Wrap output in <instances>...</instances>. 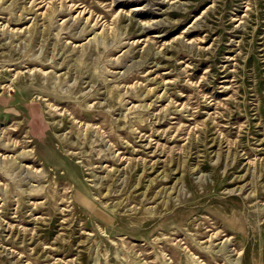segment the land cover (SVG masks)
Returning a JSON list of instances; mask_svg holds the SVG:
<instances>
[{
  "label": "rangeland",
  "instance_id": "obj_1",
  "mask_svg": "<svg viewBox=\"0 0 264 264\" xmlns=\"http://www.w3.org/2000/svg\"><path fill=\"white\" fill-rule=\"evenodd\" d=\"M0 264H264V0H0Z\"/></svg>",
  "mask_w": 264,
  "mask_h": 264
}]
</instances>
